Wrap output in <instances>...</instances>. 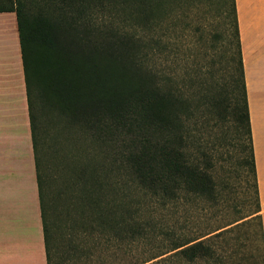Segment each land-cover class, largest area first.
I'll use <instances>...</instances> for the list:
<instances>
[{"label":"trees","instance_id":"16d2710c","mask_svg":"<svg viewBox=\"0 0 264 264\" xmlns=\"http://www.w3.org/2000/svg\"><path fill=\"white\" fill-rule=\"evenodd\" d=\"M193 1L0 0V12L17 20L47 264L54 237L39 157L44 113L73 149L70 238L105 235L130 246L159 235L167 247L140 264H246L235 260L229 236L254 222L259 253L249 258L264 264L235 0H221L220 70L209 54L215 42L188 14ZM220 122L226 130L218 133ZM233 160L251 175L248 210L187 236L197 205L207 225L223 215L231 172L224 163Z\"/></svg>","mask_w":264,"mask_h":264},{"label":"crops","instance_id":"0c3cea01","mask_svg":"<svg viewBox=\"0 0 264 264\" xmlns=\"http://www.w3.org/2000/svg\"><path fill=\"white\" fill-rule=\"evenodd\" d=\"M235 5L264 234V0ZM0 264H47L14 12H0Z\"/></svg>","mask_w":264,"mask_h":264},{"label":"rangeland","instance_id":"374dc122","mask_svg":"<svg viewBox=\"0 0 264 264\" xmlns=\"http://www.w3.org/2000/svg\"><path fill=\"white\" fill-rule=\"evenodd\" d=\"M193 15L190 16L199 18V28L204 29V35L215 42L217 50L209 51L210 59L213 60L214 70H220V59L224 57L221 54L223 49V28H227L225 19L220 13L222 11L221 0H196L191 4ZM227 9V8H226ZM182 23L180 24V26ZM229 40V50H233V39ZM231 51L225 54L229 57ZM225 58V57H224ZM223 58V59H224ZM219 76V72H216ZM46 119V120H45ZM45 113L41 121V137L42 146H40L39 157L42 162V175L45 179V198L46 211L49 224L53 234V264H140L151 257L163 252L167 245L162 240L161 236H157L150 242L136 243L130 246L121 242L108 240L105 235H91L89 238L79 237L74 235L70 238L69 230L77 229L76 224L66 226L69 220V205H70V188L71 178L76 166L69 158L73 149H70L69 144L63 138L62 134L57 133V128L54 124L47 121ZM218 127V126H217ZM226 127L220 122L217 128L218 133L224 132ZM88 150L85 157L82 159L89 163L90 155L88 152L91 146L88 142ZM82 156L84 155L81 154ZM235 161L224 163V166L229 168L231 172L228 176V206L222 216L207 222L209 217L208 212L201 210V206L197 205L188 216L185 232L187 236L198 235L205 230L218 225L219 223L228 224L233 222L243 215L249 208V204L244 205V200L251 195V175L245 170V175L239 168L234 165ZM223 175V172L220 171ZM241 212V213H240ZM211 218V216H210ZM234 225V224H233ZM231 225V226H233ZM230 226V227H231ZM252 234V245L248 239L249 231ZM230 251L235 252V260L241 261L244 257L248 258L246 264H252L253 259L249 258L251 254H258L260 245L257 226L251 222V226L243 227L229 236ZM69 238V239H67ZM156 261V260H154ZM154 261L146 264H152Z\"/></svg>","mask_w":264,"mask_h":264}]
</instances>
